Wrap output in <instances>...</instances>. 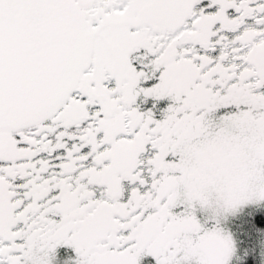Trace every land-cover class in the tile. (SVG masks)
I'll return each mask as SVG.
<instances>
[{
	"label": "snow or ice",
	"instance_id": "6c2138e0",
	"mask_svg": "<svg viewBox=\"0 0 264 264\" xmlns=\"http://www.w3.org/2000/svg\"><path fill=\"white\" fill-rule=\"evenodd\" d=\"M0 264H264V0H0Z\"/></svg>",
	"mask_w": 264,
	"mask_h": 264
}]
</instances>
